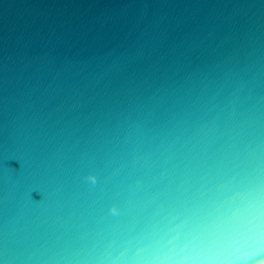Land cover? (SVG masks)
I'll return each mask as SVG.
<instances>
[{
	"label": "water",
	"instance_id": "1",
	"mask_svg": "<svg viewBox=\"0 0 264 264\" xmlns=\"http://www.w3.org/2000/svg\"><path fill=\"white\" fill-rule=\"evenodd\" d=\"M0 264H264V0H0Z\"/></svg>",
	"mask_w": 264,
	"mask_h": 264
}]
</instances>
